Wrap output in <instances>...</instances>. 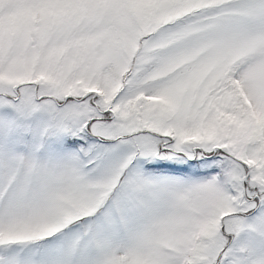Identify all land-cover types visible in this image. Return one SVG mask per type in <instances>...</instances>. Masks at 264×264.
<instances>
[{"label":"snow or ice","instance_id":"6c2138e0","mask_svg":"<svg viewBox=\"0 0 264 264\" xmlns=\"http://www.w3.org/2000/svg\"><path fill=\"white\" fill-rule=\"evenodd\" d=\"M0 264H264V0H0Z\"/></svg>","mask_w":264,"mask_h":264}]
</instances>
